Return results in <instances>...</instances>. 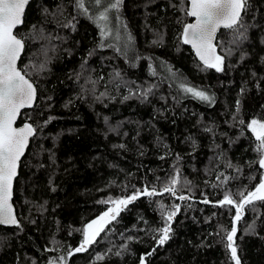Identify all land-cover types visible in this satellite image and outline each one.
<instances>
[{"label":"trees","instance_id":"obj_1","mask_svg":"<svg viewBox=\"0 0 264 264\" xmlns=\"http://www.w3.org/2000/svg\"><path fill=\"white\" fill-rule=\"evenodd\" d=\"M61 3L63 15L51 14ZM182 8L188 0H123L102 38L89 18L98 15L95 9L79 15L73 0L30 1L15 31L25 38L18 67L37 93L17 123L32 124L36 133L14 183L20 226H0V264H140L149 252L145 264H235L226 247L235 209L218 202L226 191L239 201L264 172L251 163L257 142L246 127L264 120V0H249L239 29L246 39L232 44V31L217 34L222 72L205 69L181 42L184 24L192 22ZM73 16L74 27H64ZM127 33L132 40L123 55ZM180 82L206 90L215 102L182 92ZM149 87L144 99L139 93ZM221 173L230 179L222 182ZM172 177L179 179L176 196H140L97 242L68 255L84 226L113 206L102 201L145 187L162 190ZM161 204L165 211L180 206L164 245L155 231L164 226ZM236 228L241 264H264V203L247 206Z\"/></svg>","mask_w":264,"mask_h":264},{"label":"snow or ice","instance_id":"obj_2","mask_svg":"<svg viewBox=\"0 0 264 264\" xmlns=\"http://www.w3.org/2000/svg\"><path fill=\"white\" fill-rule=\"evenodd\" d=\"M29 3L30 0H0V225H13L17 227L20 226L19 221L14 214L11 203L13 182L18 175L19 162L29 144V138L33 137L36 133V128L28 122H25L21 127L14 126L18 116L21 114V110L26 107H32L36 99V88L28 78V72L17 66V61L21 58V54L25 48V38L18 36L15 30L23 24L25 8ZM95 3L100 5L101 0H95ZM122 4L123 0H109L107 5L103 7V11H100L98 15L89 17L94 22H97L102 38L109 35L107 28L109 13L112 11L118 13ZM189 5L187 9L182 8L181 10L185 12L186 16L194 17L195 21L194 23L184 24L181 42L185 45H191L205 69H214L216 72L224 71L225 56L217 53V32L220 29L232 31L234 33L230 41L232 44H238L241 38L246 39L245 32L239 29L244 28V15L247 14L249 0H189ZM73 7L77 10V14L88 15L89 9L86 7V0H73ZM63 10L64 5L61 3L57 5L56 12L51 14L63 15ZM43 12L48 14L49 9L43 7ZM75 19L76 17L73 16L63 26L74 27L73 21ZM116 19L119 21V16ZM100 22L104 23L101 24ZM47 38L49 40L62 39L52 36H48ZM131 40V34L127 33L125 51L121 52V54L126 55V49ZM153 43H157V41H153ZM220 47L223 46L220 45ZM117 51L121 50L117 49ZM227 54H231V49H228ZM149 67L151 68L152 65L150 64ZM169 72L171 73L172 70L169 69ZM152 74L156 75L155 72ZM172 75L175 76L174 73ZM116 76L119 77L120 74L117 72ZM179 88L182 92L190 94L193 98L200 101L207 103L215 102L214 96L209 95L206 90L199 89L196 86H188L184 82H180ZM151 92L152 87H149L140 92L139 95L147 99ZM100 95L104 96L105 93H101ZM123 99L127 100L129 96H125ZM239 110L240 102L238 100L236 102V113L233 115L234 120L238 117ZM51 119L50 117L49 120ZM45 123H48V121H45ZM239 123L245 125L243 119H240ZM246 127L254 135L257 142L255 151L258 154V159L251 163H258L259 168L264 170V120L252 119L247 123ZM206 131H210V129H206ZM120 147H124V145H120ZM227 167L231 168L234 166L231 162H228ZM236 170L239 171L238 168ZM177 172H179L178 169ZM221 176L223 177L222 182L230 179V177L223 175V173H221ZM178 183V177H172L162 190H158L155 187L151 189L145 187L137 189L132 195L122 199L110 198L107 201H102L103 203H111L113 207L108 208L107 211L84 226L81 244L75 249H70L68 255L72 256L74 253H82L90 245L97 242V237L105 231L106 225L116 220L123 208L137 200L140 196L153 197L163 195V193L176 196ZM186 183L190 182L186 181ZM239 195L240 200L237 201L233 199L231 193L226 191L223 199L218 202L220 206L230 205L235 209L231 230L226 232V247L230 250L231 259L235 264H241L234 241L237 232L236 223L241 220L247 206H252L253 210H255L256 202L264 203V172H261L259 183L255 185L254 189L241 191ZM177 198L179 200H186L189 197L179 195ZM202 202L209 203L206 197ZM160 208L164 219V226L155 230L160 233L156 239V243L164 245L170 238V232L172 231L171 221L177 215L180 206L174 205L171 210L165 211V206L161 204ZM249 229L253 230L254 224L249 225ZM128 239H132V237H128ZM120 254V252H116V255L119 256ZM151 255V252L142 255L140 257V264H145V256ZM96 259L102 260L104 256L98 255ZM49 264H52V261H49Z\"/></svg>","mask_w":264,"mask_h":264},{"label":"water","instance_id":"obj_3","mask_svg":"<svg viewBox=\"0 0 264 264\" xmlns=\"http://www.w3.org/2000/svg\"><path fill=\"white\" fill-rule=\"evenodd\" d=\"M31 1V0H30ZM28 6V5H27ZM27 6H26V8H27ZM190 5H189V0H188V7H189ZM26 8H25V11H26ZM25 14V13H24ZM190 17V16H189ZM24 18V17H23ZM191 19H192V22L191 23H194V21H195V18L194 17H190ZM22 25H20L19 27H21ZM18 27V28H19ZM220 30H222V29H220ZM220 30H218V32H217V34L219 33V31ZM189 47H190V49L192 50V52H193V54H194V56H195V58L202 64V62L199 60V58L196 56V54H195V51H194V49L191 47V45H188ZM18 62H19V60L17 61V66H18ZM19 68V67H18ZM31 81V80H30ZM32 82V81H31ZM34 87H35V85H34ZM36 88V87H35ZM36 93H37V90H36ZM35 102V101H34ZM34 104V103H33ZM29 108H31V107H26V108H24V109H22L21 110V112L23 111V110H25V109H29ZM21 115V114H20ZM19 115V116H20ZM19 116H18V118H17V121H16V124L14 125V126H16V127H21V126H23V124L25 123H22V124H18L17 122H18V119H19ZM31 138L32 137H30L29 138V144H30V141H31ZM29 144H28V146H27V148L25 149V153H26V151H27V149H28V147H29ZM25 153H24V155H25ZM23 155V156H24ZM23 156L21 157V159L23 158ZM21 161V160H20ZM19 166H20V162H19ZM19 166H18V173H19ZM18 176V175H17ZM17 178V177H16ZM16 178L14 179V182H13V189H14V183H15V180H16ZM186 196V195H185ZM187 197V196H186ZM11 203H12V206H13V211H14V214H15V216H16V218L18 219V217H17V213H16V209H15V206H14V204H13V195H12V200H11ZM1 227H14L13 225H0ZM81 244V243H80ZM79 244V245H80ZM74 254H79V253H74Z\"/></svg>","mask_w":264,"mask_h":264},{"label":"rangeland","instance_id":"obj_4","mask_svg":"<svg viewBox=\"0 0 264 264\" xmlns=\"http://www.w3.org/2000/svg\"><path fill=\"white\" fill-rule=\"evenodd\" d=\"M109 2V0H101V4L100 5H97L95 3V0H86V5L90 8H93L95 9L96 13L99 14L100 11H103V7L107 5V3ZM117 12L115 11H112L109 13V21L112 20L114 18V16L116 15ZM108 21V22H109ZM108 22H107V25H108ZM104 22H101V24H103ZM113 207V206H112ZM99 217V216H98ZM97 218V217H96ZM95 218V219H96ZM94 220V219H93ZM92 221V220H91ZM90 221V222H91ZM88 222V223H90ZM58 264H64L63 262H59Z\"/></svg>","mask_w":264,"mask_h":264}]
</instances>
